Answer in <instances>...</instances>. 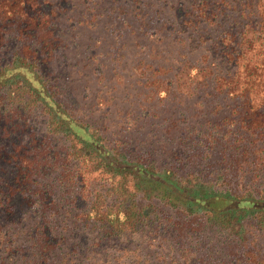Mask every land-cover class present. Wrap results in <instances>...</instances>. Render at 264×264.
Listing matches in <instances>:
<instances>
[{"label": "rangeland", "instance_id": "374dc122", "mask_svg": "<svg viewBox=\"0 0 264 264\" xmlns=\"http://www.w3.org/2000/svg\"><path fill=\"white\" fill-rule=\"evenodd\" d=\"M192 1L20 0V5L30 7L23 18L13 23L0 17V66L10 62L12 55L24 52L23 56L33 61L47 94L71 121L127 160L183 171L199 168L207 174L205 171L216 169L223 147L215 127L229 126L228 121L218 126L227 113L221 108L223 104L209 93V87L199 85V77L193 72L188 75L182 66L187 61V65L198 67L203 54L193 42L203 28L194 31L182 24ZM18 21L24 24L19 26ZM4 96L0 91V97ZM0 107L9 108L8 104ZM29 110L27 115L15 111L0 115V158L15 152L23 159L22 166L31 162L29 167L34 168L46 152L48 158L39 166L42 173L37 182L45 191L50 190L53 198L48 200L60 208L53 214L47 210L44 216L53 217L52 230L65 227L66 233L74 236L69 216L62 221L63 204L71 202L77 212L89 202L75 197L72 188L65 194L60 185L79 174L88 181L85 187L92 184L88 190H99L97 179L88 174L82 160L80 165L76 163L74 139L51 133L40 108ZM199 156L210 160L199 162ZM3 168L10 184L23 173L13 162L3 164ZM102 182L99 185H105ZM13 199L15 206L25 209L22 204L27 200L22 194L15 192ZM165 215L172 223L164 229L122 239L120 245L104 244L105 263L264 264V231L247 227L238 241L199 228L189 241L182 234L186 226L183 217L178 213ZM9 238V234L0 238V257ZM20 238L18 233V247ZM189 255H194L193 259L187 260ZM50 257L48 261L54 264L56 260Z\"/></svg>", "mask_w": 264, "mask_h": 264}, {"label": "trees", "instance_id": "16d2710c", "mask_svg": "<svg viewBox=\"0 0 264 264\" xmlns=\"http://www.w3.org/2000/svg\"><path fill=\"white\" fill-rule=\"evenodd\" d=\"M20 4V0H0V17L17 23L30 8ZM184 18L183 27L194 31L203 28L193 41L203 54L198 67L185 61L183 69L199 77V85L209 87V93L227 112L218 126L228 121L229 128L215 127L223 146L221 158L216 169L205 171L207 174L199 168L188 171L183 166L187 170L183 171L127 160L71 121L47 94L33 61L23 56L24 52L12 55L10 62L0 66V91L5 94L0 97V106L9 107H0V115L14 111L27 115L31 107L40 108L51 133L74 139L76 163L80 165L82 160L100 188L88 190L92 184L85 187L88 181L79 174L60 185L65 194L72 188L75 197L86 198L89 203L77 212L71 202L63 204L62 221L69 216V227L75 233L71 236L65 227L56 232L49 226L55 223L53 217L45 218L44 214L47 210L56 213L60 207L50 200V190L45 191L37 182L42 173L39 166L48 158L46 152L41 154L42 163L34 168L29 167L31 162L22 166L23 159L15 152L2 156L0 238L8 234L10 238L4 243L0 264H51V255L54 264H106L104 244L120 245L122 239L170 226L171 217L165 212L183 217L186 226L182 234L189 241L199 228L238 241L247 227L264 231V0H193ZM23 24L19 22V26ZM208 158L199 156L198 161ZM10 162L23 172L12 184L3 168ZM101 179L105 185H99ZM15 192L27 200L22 204L24 210L14 205ZM18 233L22 236L20 247L15 240ZM91 233L94 236L90 237ZM26 243L28 247H24ZM193 257L189 255L187 260Z\"/></svg>", "mask_w": 264, "mask_h": 264}]
</instances>
